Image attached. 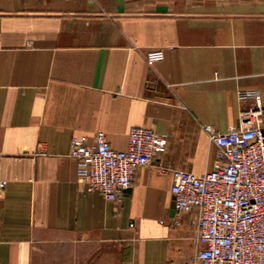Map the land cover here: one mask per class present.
Masks as SVG:
<instances>
[{
    "label": "crops",
    "instance_id": "crops-1",
    "mask_svg": "<svg viewBox=\"0 0 264 264\" xmlns=\"http://www.w3.org/2000/svg\"><path fill=\"white\" fill-rule=\"evenodd\" d=\"M0 37V264H195L174 172L212 170L205 128L264 106V0H0ZM133 127L167 151L120 200L90 193L73 137L125 150Z\"/></svg>",
    "mask_w": 264,
    "mask_h": 264
},
{
    "label": "built area",
    "instance_id": "built-area-1",
    "mask_svg": "<svg viewBox=\"0 0 264 264\" xmlns=\"http://www.w3.org/2000/svg\"><path fill=\"white\" fill-rule=\"evenodd\" d=\"M164 57L161 49L145 55L149 64ZM255 101L227 132L205 128L216 147L212 170L203 175L174 172L175 222L180 224L182 214L196 212L201 249L195 264H264V106L259 96ZM167 148L166 135L133 127L125 150L115 149L99 132L91 143L83 136L73 137L70 156L90 193L118 201L133 188L138 169L152 165ZM8 185L0 177V197Z\"/></svg>",
    "mask_w": 264,
    "mask_h": 264
},
{
    "label": "water",
    "instance_id": "water-1",
    "mask_svg": "<svg viewBox=\"0 0 264 264\" xmlns=\"http://www.w3.org/2000/svg\"><path fill=\"white\" fill-rule=\"evenodd\" d=\"M173 209H175V202L173 203Z\"/></svg>",
    "mask_w": 264,
    "mask_h": 264
}]
</instances>
